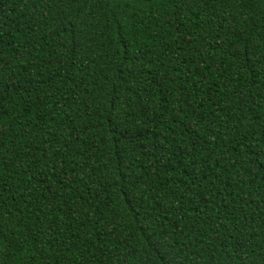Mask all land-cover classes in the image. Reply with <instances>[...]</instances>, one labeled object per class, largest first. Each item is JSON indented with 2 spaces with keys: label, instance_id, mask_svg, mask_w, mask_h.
<instances>
[{
  "label": "trees",
  "instance_id": "16d2710c",
  "mask_svg": "<svg viewBox=\"0 0 264 264\" xmlns=\"http://www.w3.org/2000/svg\"><path fill=\"white\" fill-rule=\"evenodd\" d=\"M0 264H264V0H0Z\"/></svg>",
  "mask_w": 264,
  "mask_h": 264
}]
</instances>
